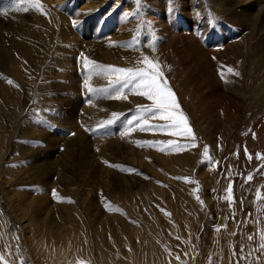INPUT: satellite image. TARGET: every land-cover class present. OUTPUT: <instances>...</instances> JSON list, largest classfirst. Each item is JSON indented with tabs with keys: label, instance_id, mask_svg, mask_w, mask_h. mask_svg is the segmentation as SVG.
Segmentation results:
<instances>
[{
	"label": "rangeland",
	"instance_id": "obj_1",
	"mask_svg": "<svg viewBox=\"0 0 264 264\" xmlns=\"http://www.w3.org/2000/svg\"><path fill=\"white\" fill-rule=\"evenodd\" d=\"M105 1L106 13L100 3L85 7L92 0H38L40 11L37 0H0V264H264V160L258 158L264 156V73L254 75L258 65L249 63L256 48L264 64V26L255 30L261 35L256 46L233 45L238 50L229 56L236 59L226 64L216 59L218 50H199L213 26L210 9L217 8L207 0L145 2L154 8L144 21L140 14L132 18L122 1ZM171 15H179L176 25L187 22L189 36L175 32ZM93 16L92 27L79 26ZM150 16L160 25H151ZM197 16L199 39L193 36ZM231 19L229 32L247 24L244 12ZM144 23L152 48L143 41ZM145 56L162 66L195 147H182L190 144L184 136L135 126L122 135L137 107L151 101L131 93L108 99L84 87L86 80L97 90L109 86L103 76H89L85 58L143 68ZM226 90L244 107L229 108ZM113 113L119 119L100 128ZM229 185L232 203L224 199Z\"/></svg>",
	"mask_w": 264,
	"mask_h": 264
},
{
	"label": "bare ground",
	"instance_id": "obj_2",
	"mask_svg": "<svg viewBox=\"0 0 264 264\" xmlns=\"http://www.w3.org/2000/svg\"><path fill=\"white\" fill-rule=\"evenodd\" d=\"M120 1H122V5L125 7V9H128L129 11H130V13H131V17L132 18H134L135 17V15L136 14H140L141 15V21L143 20H145V18L146 17H148L151 13H153V8H151L150 6L151 5H149V6H147L146 4H145V2L147 3V2H149L150 3V1H152V0H141V3H139V4H137L136 3V0H120ZM157 1V0H156ZM179 1V0H178ZM184 1V0H183ZM216 1V3L214 2V1H212L211 0V2L209 1V0H207V6H208V8H210L209 6H210V4H214V8H215V6L217 7V8H215V11H213V10H211L210 9V13H211V15H212V20H211V22H212V28H211V30H210V32L208 33V35H207V37L204 39V41H203V44L201 45V48L199 49V50H201V49H203L204 51H205V53H206V50L207 51H209V50H213V48L214 49H216V50H218V52H220V53H218L217 54V57H216V59L218 60V62H220V63H222V61L223 60H225V59H229V60H231V58L232 59H234L233 57H230L229 55H233V54H235L234 53V50H236V47H249V50L251 51V49L253 48V47H255L256 45V42H258V37H260V36H258L257 34H256V32H255V30H260V28L262 27V26H264V0H220V1H222V3L219 5V6H217L218 4V1L219 0H215ZM106 1L105 0H92V2H90V3H87L86 5H85V7H88L89 5H91V6H93V5H97V7H98V5H99V3H100V5L99 6H101V12L102 13H106L107 11H108V8H102L103 7V3H105ZM168 2H169V0H168ZM148 3V4H149ZM160 3V2H159ZM163 3V2H162ZM181 3V2H180ZM202 3V2H201ZM205 3H204V5H205ZM115 4V3H114ZM151 4V3H150ZM155 4V3H154ZM165 4V3H164ZM168 4V3H167ZM183 4V3H182ZM166 5V4H165ZM165 5H163V6H165ZM201 5V4H200ZM94 6V7H95ZM153 6H155V5H153ZM160 6H162L161 4H160ZM167 6V5H166ZM165 6V7H166ZM183 6V5H182ZM237 7V6H239V8H241L242 10H241V12H244V14H245V17H246V20H247V24L245 23V24H238L237 22V24L239 25V26H234L236 29L235 30H232L231 32H229V29H230V25H228V24H234L233 23V21H232V23H231V18L233 17V15L234 14H239V13H241V12H239V13H237L235 10H236V8L235 7ZM90 7V6H89ZM93 7V8H94ZM140 7V8H139ZM156 7H158V6H156ZM171 7H172V5H171ZM229 7V8H228ZM73 8V7H72ZM162 8V7H161ZM167 8V7H166ZM199 8H202V7H199ZM258 8V9H257ZM87 9H89V8H87ZM95 9V8H94ZM159 9V8H158ZM164 9V8H163ZM205 9H206V6H205ZM61 10H63V11H65V8L64 9H61ZM85 10V9H84ZM91 10V9H90ZM140 10V11H139ZM155 10V9H154ZM165 10V9H164ZM204 10V9H203ZM40 11V10H39ZM112 11V9H110V11L109 12H111ZM161 11V10H160ZM201 11V10H200ZM66 13V15H64V16H66V17H68V14L70 15V11H69V9L67 10L66 9V11H65ZM166 12H168V10L166 11ZM195 12H197V13H199L198 11H195ZM203 12V11H202ZM38 13H40V12H38ZM136 13V14H135ZM203 13H205V12H203ZM88 14V13H87ZM162 15V14H161ZM241 15H243V14H241ZM40 16V15H39ZM62 16V15H61ZM172 17H171V23H172V25H173V27H175V32H177L178 34H179V36L181 37V38H183V37H185L186 35H188L187 34V31H188V27L189 26H187L188 24H187V22L185 21V20H182V19H179V23H177V25H176V19H177V17L179 16V15H176V16H173V15H171ZM188 16V15H187ZM210 16V15H209ZM162 17V16H161ZM170 17V16H169ZM204 17V16H203ZM90 18V17H89ZM89 18H86L84 21H82L81 23H79V26L81 25V24H83V25H85L86 23H87V25H88V27H92V23H90V22H94V20L96 19V17L95 16H93V17H91L90 19ZM150 18H153V19H151V25H154V23H155V20L157 21V23H158V26L160 25L159 24V22H160V19H159V21L156 19V16H150ZM168 18V17H167ZM190 18V17H189ZM236 18V17H235ZM241 18H243V17H241ZM38 19V18H37ZM139 19H140V17H139ZM195 19V18H194ZM196 19H197V21H196V23H198L197 24V27L195 28H193V36H194V38L195 39H199L200 38V36H201V28L199 27V23H200V21H201V17L200 16H197L196 17ZM153 20V21H152ZM244 20V19H243ZM62 21V20H61ZM87 21H90V22H87ZM38 22V21H37ZM62 22H65V20H63ZM245 22V21H244ZM251 22H254V23H256V24H253V23H251ZM156 23V24H157ZM195 23V24H196ZM235 23V24H236ZM241 23V22H240ZM34 24V23H33ZM62 24H64V23H62ZM143 24V23H142ZM164 24V23H163ZM162 24V25H163ZM107 25H108V23H107ZM144 25H145V27L143 28V34H142V37H143V41H144V44H145V47H148L149 45H150V34H151V28H149L145 23H144ZM161 25V26H162ZM194 25V24H193ZM43 26V25H42ZM96 26V25H95ZM156 26V25H155ZM164 26V25H163ZM167 26L168 25H166V28H167ZM171 26V25H170ZM86 27V26H85ZM157 27V26H156ZM232 27V26H231ZM43 28V27H42ZM58 28V27H57ZM163 28V27H162ZM170 28V27H169ZM104 29H106L105 30V32L108 30L107 28H103V30ZM157 29V28H156ZM159 29V28H158ZM171 29V28H170ZM195 29V30H194ZM234 29V28H233ZM53 30V29H52ZM99 31L101 30V29H98ZM103 30H101V32H103ZM164 30H165V27H164ZM189 30H191L190 29V27H189ZM54 31V30H53ZM209 31V30H208ZM260 31H264V27L263 28H261V30ZM156 32V31H155ZM163 32H165V31H163ZM188 32H190V31H188ZM61 33V32H60ZM167 33L169 34L170 32H168L167 31ZM44 34V33H43ZM157 34V33H156ZM164 34V33H163ZM190 34V33H189ZM192 34V33H191ZM190 34V35H191ZM56 35V34H55ZM62 35V34H61ZM173 35V34H172ZM36 36V35H35ZM83 37H86L85 35H82ZM92 36L93 35H91V36H88V37H86V38H92ZM151 36H152V34H151ZM167 37H168V35H166ZM166 36H165V39H166ZM189 36V35H188ZM193 36H192V39H193ZM3 37V36H2ZM9 37V36H8ZM45 37V36H44ZM49 37H50V35H49ZM56 37V36H55ZM59 37V39H60V36H58ZM191 37V36H190ZM93 38H94V36H93ZM96 38V37H95ZM169 38H170V36L167 38L168 40H169ZM55 39V38H54ZM161 40H162V38H160ZM177 39V38H176ZM179 39V38H178ZM184 39V38H183ZM191 39V41H193ZM7 40V39H6ZM5 40V41H6ZM152 40H153V38H152ZM173 40V39H172ZM175 40V39H174ZM2 41H4V40H2ZM58 41H60V40H58ZM57 41V42H58ZM63 41V40H62ZM69 41V40H68ZM170 41V40H169ZM175 41H178V40H175ZM175 41H173V43L175 42ZM190 41V42H191ZM262 41V40H261ZM260 41V42H261ZM158 42V41H157ZM186 42H187V39H186ZM189 42V41H188ZM194 42V41H193ZM192 42V43H193ZM11 43V42H10ZM77 43V42H76ZM147 43H149V44H147ZM155 43V42H154ZM161 43V42H160ZM170 43V42H169ZM177 43V42H176ZM198 43V42H197ZM80 44V43H79ZM82 44V43H81ZM93 44V43H92ZM158 44V43H157ZM188 44V43H187ZM237 45L236 47H235V49H233L232 48V46L233 45ZM262 44V47H263V45H264V42H262L261 43ZM15 45V44H14ZM97 45V44H96ZM109 45V44H108ZM164 45V44H163ZM191 45V44H190ZM197 45V47H199V45L198 44H194V46H196ZM255 45V46H254ZM17 46V45H16ZM159 46V45H158ZM183 46H185V43H184V45ZM188 46H189V44H188ZM260 46V45H259ZM258 46V47H259ZM111 47V46H110ZM149 47H151V46H149ZM148 47V48H149ZM165 47V46H164ZM166 47H168L167 45H166ZM165 47V48H166ZM177 49H178V47L177 46H175ZM234 47V46H233ZM15 48V47H14ZM152 48V47H151ZM175 48V49H176ZM188 48V47H187ZM195 48V47H194ZM261 48V47H260ZM50 49V48H49ZM56 49H58V48H56ZM72 49H75V48H72ZM95 49H97V47L95 48ZM164 49V48H163ZM162 48H161V50H163ZM171 49V48H170ZM174 49V50H175ZM190 49V48H189ZM198 49V48H197ZM256 49V48H255ZM255 49H252V51L254 50L255 52L254 53H252L251 55H250V62L249 63H251L253 66H255V64L256 65H258V67L257 68H255V70L254 71H252L253 73H254V75L255 74H257V73H264V64L262 63V60L263 59H261V55H262V50L261 49H258V50H255ZM262 49H264V48H262ZM15 50V49H14ZM65 50V49H64ZM100 50V49H99ZM183 50V49H182ZM191 50V49H190ZM196 50V49H195ZM215 50V51H216ZM238 50V49H237ZM236 50V51H237ZM239 50H241V49H239ZM198 51V50H197ZM196 51V52H197ZM202 51V50H201ZM200 51V52H201ZM203 51V52H204ZM57 52V51H56ZM166 52V51H165ZM180 51H178V53H179ZM187 52V51H186ZM193 52V51H192ZM195 52V51H194ZM199 52V51H198ZM242 52V51H241ZM6 53V52H5ZM97 53V52H96ZM146 53V52H145ZM181 53V52H180ZM190 53V52H189ZM237 53V52H236ZM238 53H239V51H238ZM244 53V51L242 52V54ZM248 53H250V52H248ZM247 53V55H249ZM55 54V53H54ZM60 54V53H59ZM185 54H188V53H185ZM199 54H201V53H199ZM204 54V53H203ZM206 54H208V53H206ZM209 54H212V53H209ZM141 54H139V56H140ZM195 54H193L192 55V57L194 56ZM239 55V54H238ZM65 56V55H64ZM142 56V55H141ZM183 56V55H182ZM191 56V55H190ZM198 56V55H197ZM212 57H214L213 56V54L211 55ZM210 56V57H211ZM234 56V55H233ZM242 56H244V55H242ZM7 57V56H6ZM59 57V56H58ZM151 57V56H150ZM201 57V56H200ZM208 57V56H207ZM207 57H206V59H207ZM209 57V58H210ZM229 57V58H228ZM235 57V56H234ZM239 57V56H238ZM10 58V57H9ZM61 58H63V57H61ZM195 57H193V59H194ZM197 58H199V57H196V59ZM203 58H205V57H203ZM208 58V59H209ZM263 58V57H262ZM95 59V58H94ZM213 59H215V58H213ZM236 59V58H235ZM234 59V60H235ZM240 59V58H239ZM238 59V60H239ZM247 59V58H246ZM211 60V59H210ZM228 60V61H229ZM233 60V61H234ZM61 61V60H60ZM186 61V60H185ZM184 61V62H185ZM190 61V60H189ZM197 61V60H196ZM196 61H195V63H196ZM199 61H200V58H199ZM207 61V60H206ZM205 61V62H206ZM226 61V60H225ZM228 61H226V64H227V62ZM12 62H14L15 63V61H12ZM68 62V61H67ZM207 62H209V60L207 61ZM206 62V63H207ZM211 62V61H210ZM215 62H216V60H215ZM214 62V63H215ZM217 62V63H218ZM264 62V61H263ZM200 63V62H199ZM201 63H204V60H203V62L201 61ZM206 63H204V64H206ZM225 63V62H224ZM56 64V63H55ZM54 64V65H55ZM133 64V63H132ZM185 64V63H184ZM183 64V65H184ZM211 64V63H210ZM230 64V63H229ZM250 64V65H251ZM251 65V66H252ZM187 66H188V64H187ZM206 66V65H205ZM207 66H209V65H207ZM212 65H210V67H211ZM49 67V66H48ZM55 67V66H54ZM67 68H69V67H67ZM185 68H186V66H185ZM188 68V67H187ZM186 68V69H187ZM203 69V68H202ZM206 69V68H205ZM212 70H213V68H211ZM204 70V69H203ZM209 70V69H208ZM64 71V70H63ZM186 71V70H185ZM205 72V71H204ZM209 72V71H208ZM212 72V71H211ZM210 72V73H211ZM214 73L216 72V71H213ZM213 74V73H212ZM216 74V73H215ZM214 74V75H215ZM213 75V76H214ZM264 75V74H263ZM60 76H62V75H60ZM253 76V75H252ZM257 76V75H256ZM259 76H261V74H258V77ZM78 77V76H77ZM260 78V77H259ZM69 79V78H68ZM209 79V78H208ZM212 79H213V77H212ZM249 79V78H248ZM252 79H254V78H252ZM217 80H218V78H217ZM72 81H73V79H72ZM81 81H83V80H81ZM214 81V80H213ZM246 81V80H245ZM250 81V80H249ZM248 81V82H249ZM253 81V80H252ZM252 81H251V83H252ZM75 82H77V81H74V83ZM79 82V81H78ZM215 83H216V81H215ZM218 83H220V82H218ZM233 83V82H232ZM250 83V82H249ZM210 86H211V84L210 83H208ZM253 84V83H252ZM255 85V84H254ZM209 86V87H210ZM213 86H214V84H213ZM246 86V85H245ZM109 87V86H108ZM215 87V86H214ZM214 87H213V89H214ZM241 87H242V85H241ZM247 87V86H246ZM252 87H254L253 85H252ZM251 87V88H252ZM63 88V87H62ZM68 88V87H67ZM102 88V87H101ZM174 88V87H173ZM216 88V87H215ZM250 88V87H249ZM219 89V88H218ZM229 89V88H228ZM220 90V89H219ZM225 90V89H224ZM248 91H249V89H247ZM251 90V89H250ZM256 90V89H255ZM255 90H254V92H255ZM259 90H260V88H259ZM63 91H64V89H63ZM215 90H213L212 92H214ZM221 91V90H220ZM252 91V90H251ZM261 91H263V88H262V90ZM218 92V91H217ZM222 92V91H221ZM245 92L246 91H244V94H245ZM253 92V91H252ZM252 92H250V93H252ZM264 92V91H263ZM43 93V92H42ZM46 93V92H45ZM214 93H216V92H214ZM246 93H248V97H249V92H246ZM218 94H219V92H218ZM243 94V95H244ZM255 94V93H254ZM261 94V93H260ZM251 95V94H250ZM221 96H223V95H221ZM255 96V95H254ZM254 96H252V97H254ZM259 96V95H258ZM42 97V96H41ZM242 97H244V96H242ZM251 97V96H250ZM251 97V98H252ZM259 97H261V96H259ZM44 98V97H43ZM47 98V97H46ZM251 98H248V99H251ZM258 98V97H257ZM256 98V99H257ZM253 99H255V98H253ZM226 103H227V106L229 107V108H232L233 110H237L238 111V107H240V108H242V107H244V102L243 101H239V102H237L236 100H235V98H234V94L233 93H231L229 90H226V92H224V99H223ZM42 101V100H41ZM249 101V100H248ZM254 101V100H253ZM253 101H251V103L253 102ZM259 101H260V99H259ZM258 101V102H259ZM221 102V101H220ZM255 103H257V100H255L254 101ZM243 103V104H242ZM43 104V103H42ZM248 105H250L249 103H248ZM257 105V104H256ZM42 106H44V105H42ZM251 106V105H250ZM258 106V105H257ZM254 108V107H253ZM74 109V108H73ZM88 115V114H87ZM43 118V117H42ZM97 119V118H96ZM96 119H95V121H96ZM80 121V120H79ZM262 121V120H261ZM91 123V122H90ZM33 124V123H32ZM34 125V124H33ZM71 126V125H70ZM71 128V127H70ZM75 129V128H74ZM205 129V128H204ZM80 131V130H79ZM201 136V135H200ZM130 140V139H129ZM97 142V141H96ZM76 143H78V142H76ZM104 143V142H103ZM80 144V143H79ZM78 144V145H79ZM77 145V144H76ZM74 148V147H73ZM80 148V147H79ZM83 148V147H82ZM84 149V148H83ZM78 150H80V149H78ZM76 151H77V149H76ZM75 152H74V150L72 149V150H70L68 153H67V157L69 158H73V155L72 154H74ZM77 153V152H76ZM86 155V154H85ZM68 158H66V159H68ZM87 158V157H86ZM85 160V159H84ZM88 163V162H87ZM63 174V173H62ZM60 177V176H59ZM61 179V178H60ZM65 180V179H64ZM54 185H56V184H54ZM40 200V199H39ZM38 201V200H37ZM32 203H33V201H32ZM59 229V228H58Z\"/></svg>",
	"mask_w": 264,
	"mask_h": 264
},
{
	"label": "snow or ice",
	"instance_id": "obj_3",
	"mask_svg": "<svg viewBox=\"0 0 264 264\" xmlns=\"http://www.w3.org/2000/svg\"><path fill=\"white\" fill-rule=\"evenodd\" d=\"M136 3H141V0H136ZM34 6L37 10L40 9L38 0ZM139 63L143 64L144 67L120 68L115 66H101L85 58L83 67L89 73V76L91 77L92 74L103 76L109 81V87L97 90L93 88L87 80L85 81L84 87L88 93L92 95L105 94L108 99L125 100L128 94L131 93L151 101L150 105H139L137 107L136 115L127 121L129 128L125 133H122V135H126L127 132L133 131V126H135L138 127L141 132L157 131L184 136L190 141V144L183 145L182 147H195L196 137L188 124L187 117L180 109L175 93L165 79L162 66L159 62L147 56L143 57ZM229 71L231 72L232 70L229 69ZM234 74L239 76V72H235ZM117 119H119V114L113 113V119L101 122L99 127L104 128L111 126ZM149 119H159L168 121L169 123L161 126L150 125L148 123ZM134 122L138 123L134 125ZM172 147L179 148L181 146L173 144ZM161 150L163 151V149ZM205 153H207V149H205ZM246 155L248 160L251 161L252 155L247 153V150ZM258 158L264 160V156ZM246 179L251 181L253 177L249 175ZM260 195V192L256 193L258 199ZM197 199H199V197H197ZM224 199L230 203L234 202L231 185H229L227 195ZM219 230V227H217V231ZM248 239L252 240V237L249 236ZM260 240L261 243L259 247L264 250V234H261ZM2 259L3 257L0 256V260ZM177 259H179V257H177Z\"/></svg>",
	"mask_w": 264,
	"mask_h": 264
}]
</instances>
